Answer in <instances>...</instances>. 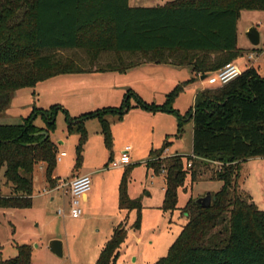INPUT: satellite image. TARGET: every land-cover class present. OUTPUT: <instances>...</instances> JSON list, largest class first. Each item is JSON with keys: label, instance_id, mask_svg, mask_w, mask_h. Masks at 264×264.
Masks as SVG:
<instances>
[{"label": "trees", "instance_id": "16d2710c", "mask_svg": "<svg viewBox=\"0 0 264 264\" xmlns=\"http://www.w3.org/2000/svg\"><path fill=\"white\" fill-rule=\"evenodd\" d=\"M241 10H264V0H171L161 6H131L128 0H0V112L13 93L34 88L40 81L70 73L125 72L144 63L190 66L209 75L245 53L237 47V20ZM82 49L90 65L102 53L114 59L85 68L74 58L55 57V51ZM124 54L142 59L125 60ZM182 89L177 85L163 104H137L128 98L118 107H103L69 118L67 130L77 133V160L86 141L84 120L97 117L105 142L111 145L109 116L121 120L132 107L151 112H172L171 102ZM132 94V93H131ZM41 113L47 128L33 123ZM193 121L192 153L163 157L168 141L151 149L147 167L164 172L161 208L177 209V193L187 173L196 178L195 165L216 163L212 176L222 182L211 193L208 207L189 199L180 208L187 223L167 254L152 264H264V210L242 187L241 163L264 157V76L254 67L226 85L198 91L183 123ZM54 111L35 108L21 123L0 124V208H30L33 173L45 164V178L53 188L56 145L48 134ZM111 156L109 157V161ZM188 162L191 165L188 167ZM127 169L118 185V208L136 209L140 202L127 193ZM4 190L7 193H4ZM125 223L116 225L95 264H114L126 237ZM16 255L0 264H32L30 244L16 245Z\"/></svg>", "mask_w": 264, "mask_h": 264}, {"label": "rangeland", "instance_id": "374dc122", "mask_svg": "<svg viewBox=\"0 0 264 264\" xmlns=\"http://www.w3.org/2000/svg\"><path fill=\"white\" fill-rule=\"evenodd\" d=\"M168 1L171 0H130L129 4L161 6ZM251 26H255L259 32V44L256 46L250 43L246 35ZM236 44L245 51L237 63L239 68L244 69L249 63L246 51L255 47L264 51V10L240 11ZM55 57L74 58L85 68H95L114 59L112 53H102L98 61L90 65L82 49L58 50L55 51ZM123 57L125 60L142 59L140 54H124ZM257 59L259 74L263 75V57ZM177 85H181L182 89L175 94L170 104L172 112L148 111L155 114L149 115L150 118L139 117L136 123L115 122L116 119L109 116L110 146L105 142L98 118L85 119L86 141L81 158L77 160L79 135L68 132L69 118L103 107H118L126 98L131 106L137 104L136 97L148 104H163L166 95ZM208 86L211 85L184 66H165L160 72L144 66L128 69L114 77L54 76L38 82L34 88L13 93L6 108L0 112V124L21 123L34 107L48 111L52 109L54 125L48 129V134L56 145V153H65L60 160H56L52 176L61 183L68 182L78 172H88L91 187L87 192L88 201H81L82 214L72 217L64 188L51 190L45 178V164H37L33 173L32 206L0 208V258L14 257L16 245L30 244L32 264H95L113 228L124 222L127 233L118 248L114 264H152L166 255L187 223L180 208L189 199H196L207 192L215 193L221 188L222 182L212 176V170L218 166L216 163L195 165L196 178L192 179L187 173L183 186L178 189L177 209L165 211L161 208L163 176L161 173L156 174L152 167H147L146 162L150 150L161 148L165 141H168V145L162 155H182L186 162V156L191 151L193 121L184 122L181 135L176 136L178 118L186 116L193 102V93ZM33 123L47 128L46 119L41 113L35 114ZM125 146L131 149L130 164L111 167L110 162L118 158ZM126 169L127 193L130 198L140 202L137 228L133 224L137 220L138 210L118 208V185ZM240 173L242 187L257 208L264 210V157L246 159L241 163ZM44 189L49 192L44 193ZM4 193L7 191L4 190ZM58 208L63 209L62 215L57 214ZM51 239L62 242V256L50 251L48 244Z\"/></svg>", "mask_w": 264, "mask_h": 264}, {"label": "built area", "instance_id": "2783aa9c", "mask_svg": "<svg viewBox=\"0 0 264 264\" xmlns=\"http://www.w3.org/2000/svg\"><path fill=\"white\" fill-rule=\"evenodd\" d=\"M255 54L252 53L250 58ZM242 73L239 66L230 61L225 63L221 68L215 72L207 75L204 79L205 81L214 87H220L228 84L232 80L236 79ZM129 147H126L123 153L120 155L119 159L113 160L110 162L111 167H120L127 165L130 162L128 155ZM65 155L64 152L56 154V160H60L61 157ZM191 162H188L187 166L189 167ZM63 187L64 194L68 197V209L69 214L72 217H78L82 214L81 201L82 197L90 190L91 187V178L90 174H80L71 178L68 182H61L57 188ZM44 192L46 190L44 189ZM57 214L62 215L63 210L61 208L57 209Z\"/></svg>", "mask_w": 264, "mask_h": 264}, {"label": "crops", "instance_id": "0c3cea01", "mask_svg": "<svg viewBox=\"0 0 264 264\" xmlns=\"http://www.w3.org/2000/svg\"><path fill=\"white\" fill-rule=\"evenodd\" d=\"M129 1L130 0H128V3H129ZM252 53H254L255 55L253 56V57H251L250 58V55L252 54ZM259 57H263V63H264V51L263 50H261L259 47H255V48H253V49H251V50H249V51H246V60L249 62V63H247V65H246V68H248V67H254L255 69H256V71H257V73L259 74V69H258V67H259V65H257L258 63V59L257 58H259ZM241 57H238L237 59H234L233 60V62L234 63H238V60L240 59ZM144 66H147V67H151L152 69H155L157 72L159 71H161L162 70V68L163 67H167V66H174V67H183V66H176V65H171V64H153V63H144V64H142V65H140V66H137V67H134V68H131V69H135V68H139V67H144ZM184 67H186L191 73L193 72L192 70H191V68H190V66H184ZM241 68V67H240ZM242 70H244L243 68H241ZM166 71V70H165ZM125 72H127V70L125 71ZM125 72H118V71H106V72H97V71H93V72H87V73H70V74H63V75H58V76H64V77H78V78H80V77H87V78H90V77H99V76H116V75H119V74H123V73H125ZM195 73V72H194ZM196 74V73H195ZM197 76H199L200 77V79L201 80H205V79H203V78H201V76L202 75H200V74H196ZM260 75V74H259ZM260 76H264V74L263 75H260ZM206 82V81H205ZM204 88H214V86H208V87H202V88H200V89H198V90H196L194 93H193V102H192V105L190 106V107H192L193 106V103H194V98H195V95H196V93L198 92V91H200V90H202V89H204ZM17 92V91H16ZM155 114V113H154ZM153 113H150V112H148V111H146V110H143V109H141V108H137V107H132V109H130L125 115H124V117L121 119V120H115V122L116 121H118L119 123H127L128 121L129 122H134V123H136V119L137 118H139V117H143V118H150V116L149 115H154ZM110 124H111V122H110ZM113 131H114V129H113ZM192 143V142H191ZM126 147H129V146H125L124 148H123V150L121 151V154L123 153V151L125 150V148ZM129 150H131L130 149V147H129ZM129 150H128V155H129ZM192 153V144H191V151H190V154ZM120 154V155H121ZM120 155L118 156V158L117 159H119V157H120ZM163 157H165L164 155H162ZM62 158V157H61ZM116 159V160H117ZM129 159H130V156H129ZM43 164V163H42ZM130 164V162L127 164V165H129ZM127 165H124V166H127ZM80 174H89L88 172H78V173H76L75 175H73V177L74 176H76V175H80ZM162 174V176H163V182L165 181V179H164V172H162L161 173ZM72 177V178H73ZM59 185V182H57V185L55 186V187H53L51 190H55V189H57V186ZM164 187H165V182H164V184H163V187H162V190L164 191ZM46 190V189H45ZM43 192H44V190H43ZM46 192L48 193L49 191L48 190H46ZM46 192H44V193H46ZM67 196V195H66ZM53 198V197H52ZM88 198H89V196H88V193H86L83 197H82V201H84V202H87L88 201ZM67 205H68V197H67ZM63 210V209H62ZM124 222V221H123ZM125 223V222H124ZM126 224V223H125ZM32 254V253H31Z\"/></svg>", "mask_w": 264, "mask_h": 264}, {"label": "water", "instance_id": "95a60500", "mask_svg": "<svg viewBox=\"0 0 264 264\" xmlns=\"http://www.w3.org/2000/svg\"><path fill=\"white\" fill-rule=\"evenodd\" d=\"M246 35L250 41V43L253 46H256L259 44V32L256 29L255 26H251L247 32ZM207 75H202L201 78H205ZM195 202L200 204L202 207H208L211 202V193L207 192L203 196H200L195 199ZM49 249L52 253H54L57 256H62V242L59 239H51L49 241Z\"/></svg>", "mask_w": 264, "mask_h": 264}]
</instances>
